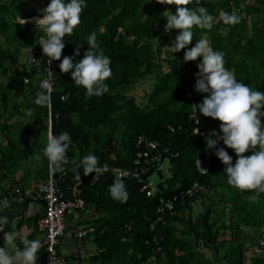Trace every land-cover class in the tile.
<instances>
[{
  "label": "trees",
  "instance_id": "16d2710c",
  "mask_svg": "<svg viewBox=\"0 0 264 264\" xmlns=\"http://www.w3.org/2000/svg\"><path fill=\"white\" fill-rule=\"evenodd\" d=\"M42 1L0 0V37L4 42L0 45V75L5 79V85H0L3 112L7 113V120L12 119L17 111L16 98L21 95L22 105L31 111L34 120L46 121L44 126H38L40 133L32 140H22L19 132L32 133L33 126L0 124V133L6 142L0 146V175L20 173L17 183H23L21 190L30 181L40 183L48 173L49 161L44 147L49 131L55 135L67 131L72 143L66 153L68 160L56 179L65 192L75 182H81L80 196L92 212L84 222L94 228L91 236L96 245V264H195L196 246L200 242L215 257L222 253L223 262L216 258L214 264H246L241 229L247 227L257 231L264 226V192L257 194L254 189L241 190L232 185L228 198L236 221L235 238L229 242L220 234L222 227L216 226L214 203L203 201L205 207L196 218L191 213L192 203L202 197L203 191H223L229 183L225 164L215 155L214 148L206 147L210 134L205 131L212 133L216 129L219 133L221 121L203 115L197 125L199 133H191L195 125L191 115L196 103L207 95L195 88L197 64L201 58L186 61L185 51H182L183 65L169 62L170 71L167 72L153 62L149 39L161 36L160 32L180 31L160 25L163 7L168 6L175 13L177 5L159 0H86L80 24L63 38L65 47L54 69L55 84L48 102L42 105L36 103V99L39 93L45 92L42 87L45 64L21 61L23 51H32V56L40 57L42 48L38 42L42 29L31 22L18 21L37 17ZM243 1L199 0L197 4L193 0L188 6H205L214 17V23L211 29L194 26L190 44L194 46L195 41L207 34L212 47L224 52L225 67L232 70L238 80L264 91V23L257 21L253 34L248 36L244 20L222 25L217 19L224 11L232 13V4L239 5ZM259 1L264 7V0ZM254 9V6L247 7L246 12ZM220 26L229 29L227 34L219 33ZM92 32L96 33L100 48L111 58L112 75L106 80L109 88L99 96L86 95V89L74 83L70 72H62L59 68L60 60L65 55H73L77 48L79 54L73 56L74 63L76 57L78 60L83 57ZM151 74L155 79L154 90L149 103L141 107L127 93L139 80ZM261 119L264 123V118ZM139 137L155 141L178 154L170 160L171 176L166 185L158 184L155 195L146 196L135 179H123L129 196L127 201L121 202L110 195L109 185L114 182L111 173H100L91 185L95 173L85 175L82 168H77L87 154L97 155L100 166L131 167L139 150L145 147L144 143L138 146ZM220 146L233 156L234 163L237 157L234 150L223 141L215 147ZM250 153L251 149L244 155ZM197 159L209 161L208 172L202 174L197 170ZM153 172L152 169L150 175ZM194 183L202 187V192L187 197L184 205L176 204L175 212H166L151 228L159 216L160 199L172 198ZM254 195H257L255 200L251 199ZM263 234V231L257 233L255 246ZM257 256L254 264H264V253Z\"/></svg>",
  "mask_w": 264,
  "mask_h": 264
},
{
  "label": "clouds",
  "instance_id": "9594fccd",
  "mask_svg": "<svg viewBox=\"0 0 264 264\" xmlns=\"http://www.w3.org/2000/svg\"><path fill=\"white\" fill-rule=\"evenodd\" d=\"M160 3L176 4L175 13L170 11L167 18L168 30L179 29L173 43L172 52H178L192 41L193 27L211 29L214 17L205 6L189 7L193 0H159ZM197 4L199 0H196ZM86 7V0H49L46 7L38 9L41 16L35 18V24L43 30L45 35L39 39L42 51L49 57L48 64L59 60L65 47L64 37L74 32L81 22V13ZM221 18L225 23L235 24L239 17L234 13L222 12ZM26 18L21 23H26ZM89 47L81 59L75 63L73 56L79 54L75 49L73 55H65L60 60L59 68L62 72H70L76 85L86 89V95H103L108 91L107 78L112 75L111 58L106 55L97 42V35L92 32L88 36ZM224 52L212 47L207 38H200L194 46L187 48L184 59L195 60L198 72L195 88L199 92L207 93L201 102L196 103V110L192 119L199 124L197 110L205 116L218 118L220 132L216 129L208 136L206 147L214 148L215 155L225 164L228 183L241 190L254 189L257 194L264 192V91L257 90L249 84L236 78L234 72L225 67ZM46 90L38 94L36 103L46 104L52 91L49 82H42ZM28 115H31L29 111ZM199 133L200 129H196ZM215 136V138H212ZM219 141L231 147L237 154L233 163V156L225 147H215ZM72 143L71 135L61 132L59 135L49 132L44 155L48 158L50 170L63 171V164L67 162V151ZM259 149L256 150V146ZM251 149L249 155H244ZM39 158V157H38ZM95 154L84 155L77 165L83 169L85 175L95 173L97 176L105 171L98 163ZM202 168V167H201ZM203 169V168H202ZM205 170V169H203ZM206 171V170H205ZM80 179V173L77 172ZM112 198L121 202L127 201L129 193L122 177L117 178L109 185ZM257 199V195L251 197ZM9 223V217L0 215V232L4 231ZM19 241V243H18ZM41 248L39 239H29L27 233L21 229L4 232V244L0 246V264H36L38 250Z\"/></svg>",
  "mask_w": 264,
  "mask_h": 264
},
{
  "label": "built area",
  "instance_id": "2783aa9c",
  "mask_svg": "<svg viewBox=\"0 0 264 264\" xmlns=\"http://www.w3.org/2000/svg\"><path fill=\"white\" fill-rule=\"evenodd\" d=\"M49 0H47V3ZM46 1L41 2V7L44 8L47 5ZM42 13L38 11V16H41ZM37 16V17H38ZM36 18V17H35ZM35 24V23H34ZM39 26L38 24H36ZM42 35L45 33L42 30ZM42 48V46H41ZM49 57L43 53L41 49L40 57L37 59L32 56L29 59L30 64H37L43 62L45 64V74L42 78V82L47 81L53 85L55 84L54 69L56 68V60H53L51 64H48ZM44 89V88H43ZM45 90V89H44ZM46 91V90H45ZM196 108H194L195 112ZM192 113V115L194 114ZM191 115V119H192ZM203 113L199 110L196 112V116L199 117V122L203 117ZM193 120V119H192ZM194 121V120H193ZM195 125L191 129L192 134H197L196 129L197 123L194 121ZM50 127V121H49ZM173 130V129H172ZM206 134H211V131H205ZM142 143L145 144V147L142 150H139L136 157L134 158L133 165L128 168L110 166L105 164L103 167L105 171L109 172L113 176L114 180L122 177L123 179H135L138 183L141 184V191L146 193V196H153L159 190L158 183L153 180V176H158V171L164 164H169L171 158L176 157L178 154L171 151L169 148L161 147L159 143L155 141L146 140L143 137H139L138 146ZM197 170L204 174L209 171L210 164L207 159H197L196 160ZM205 169V170H203ZM152 169L154 170L153 173ZM62 173V171L52 172L50 166H48L47 177L39 183V192L43 199L45 205L44 214L37 220L36 229L39 234L42 236L41 248L42 254L37 258L36 264H79L68 260L58 251V245L62 238H76L80 241L85 239V237L92 235L94 233V228L90 225H84L82 227L68 228L66 226V221L69 216H86L91 215L89 210L86 208L84 199L80 196L81 182H75L68 192H65L61 189L56 176ZM92 177L90 183L93 185L97 178ZM202 192V187L198 183H194L187 190L181 191L179 194L174 195L172 198L167 200L160 199V205L157 209L159 216L151 228L160 221L163 215L166 212H175L176 204L180 203L181 205L185 204L187 197L198 196ZM17 199L23 201L25 198L23 195L17 194ZM11 198L7 197L2 199V204L7 206L10 203ZM195 202L192 203L194 206ZM9 230L5 227L4 231L0 232L4 237V232L7 233ZM19 243V241H18ZM160 250V247L157 248ZM254 255H260L264 253V234L261 236L258 241V245L254 247Z\"/></svg>",
  "mask_w": 264,
  "mask_h": 264
},
{
  "label": "rangeland",
  "instance_id": "374dc122",
  "mask_svg": "<svg viewBox=\"0 0 264 264\" xmlns=\"http://www.w3.org/2000/svg\"><path fill=\"white\" fill-rule=\"evenodd\" d=\"M44 1V0H43ZM254 6V10H249L246 12L247 7ZM262 2L259 0H244L239 5L232 4L231 12L236 14L239 17V21L244 20L246 23V33L248 36L253 34V26L257 21L264 23V7H262ZM162 22L159 24L162 26H167V16L170 14V9L168 6H164L162 9ZM217 19L221 22V24H225V22L222 20L221 15L217 17ZM35 22V18L33 19ZM28 21L34 24V22ZM158 24V25H159ZM228 28H222V26L219 27L218 31L219 33H223L224 35L227 34ZM160 32V31H159ZM178 33H161L159 37H151L149 39L150 47L152 48V56H153V62L159 64L161 70L163 72L170 71L167 64L171 62L172 64H178L179 66L183 65V58L181 57V52L185 51L187 48L191 47V44L189 43L186 48L181 49L178 52H172L171 44L173 43L176 35ZM204 38H207L210 43L211 40L208 37L207 34L203 35ZM196 43V41H195ZM194 43V44H195ZM3 45L4 42L2 38L0 37V45ZM33 52L32 51H23L21 61L26 64H30L29 59L32 57ZM78 58H75V61H77ZM200 61V60H199ZM154 75H149L145 79L139 80L133 87L128 91V96L133 97L135 102L139 104L141 107H144L146 104L149 103V97L151 93L154 90ZM0 85H5V79L1 77L0 75ZM23 99L22 96L19 95L16 98V106L17 111H15V115L12 117V119L7 120V113L3 112L2 107V100H1V91H0V124L8 122L9 124H18L21 123L22 125H29L33 126L35 128V131L32 133H27L25 131L19 132V137L22 140H32L36 138V134L40 133V130L38 126L41 125L44 126L46 124L45 120L36 121L31 115H28L29 111L22 105ZM13 108H10L12 111ZM47 122L49 123V118H47ZM40 124V125H38ZM6 144L3 136L0 133V146H3ZM159 172L161 175H159ZM171 176L170 171V165L164 164L161 166V168L158 171V176H153V180H155L158 184H165L166 180ZM39 183H37V186ZM233 188L232 185L226 184V187L223 188V191L221 189H215L212 192L205 193L203 191V195L201 198H198L195 201V204L192 209V215L195 216V218L201 214L203 211L205 205L203 204V201H206V203H214L213 208V218L217 221V227H222L220 229V234L224 238H226L229 241L234 240V229H235V221H236V213H234L232 204L229 201V191ZM223 193V195H221ZM204 194H208L205 195ZM225 195V198L223 196ZM92 214V212H90ZM83 224L85 222H82ZM89 224V222L87 223ZM90 225V224H89ZM84 226V225H81ZM264 232V226L261 229H258L255 231L254 228H247L243 227L241 229L240 234V241H242L244 245V254L246 256V264H254V260L258 257L257 255H254L253 250L255 247L256 242V236L257 233ZM196 253L199 255V259L195 262V264H203V261L206 260V264H209L210 257L214 259L215 255L208 250L206 247L203 246V244L200 242L196 246ZM222 253L217 256L216 258L221 260ZM155 260L154 258L152 259ZM204 263V264H205ZM214 264V262H213Z\"/></svg>",
  "mask_w": 264,
  "mask_h": 264
},
{
  "label": "crops",
  "instance_id": "0c3cea01",
  "mask_svg": "<svg viewBox=\"0 0 264 264\" xmlns=\"http://www.w3.org/2000/svg\"><path fill=\"white\" fill-rule=\"evenodd\" d=\"M34 18L27 19L32 21ZM21 22V19H18ZM34 22V20H33ZM35 23V22H34ZM20 173L10 174V175H0V215H6L9 217V223L6 226L9 230L21 229L27 233L29 239H39L42 240L41 234L38 233L36 229L37 220L44 214L45 205L41 194L39 192V185L35 181H30L28 185H25L23 190L18 185L20 179ZM17 194L23 195L24 200L19 201L17 199ZM10 197L9 205L5 206L2 204V199ZM86 222V216H69L66 221V226L68 228L82 227V222ZM4 244V237L0 233V246ZM58 251L66 257L68 260L78 262L79 264H96L94 256L96 254V245L93 243L92 236L89 235L85 237L82 241L76 238H62L59 245ZM42 251L38 250V257H40ZM199 254L197 253L196 261L199 259ZM214 259L210 257L209 264H213ZM206 262L203 261V264ZM206 264V263H205Z\"/></svg>",
  "mask_w": 264,
  "mask_h": 264
},
{
  "label": "water",
  "instance_id": "95a60500",
  "mask_svg": "<svg viewBox=\"0 0 264 264\" xmlns=\"http://www.w3.org/2000/svg\"><path fill=\"white\" fill-rule=\"evenodd\" d=\"M49 132H51V131H49Z\"/></svg>",
  "mask_w": 264,
  "mask_h": 264
}]
</instances>
